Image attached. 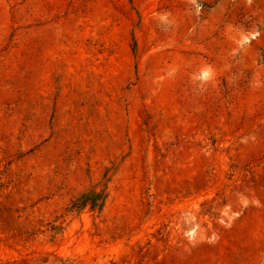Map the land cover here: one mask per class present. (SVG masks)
Here are the masks:
<instances>
[{"label":"rangeland","instance_id":"374dc122","mask_svg":"<svg viewBox=\"0 0 264 264\" xmlns=\"http://www.w3.org/2000/svg\"><path fill=\"white\" fill-rule=\"evenodd\" d=\"M0 264H264V0H0Z\"/></svg>","mask_w":264,"mask_h":264},{"label":"trees","instance_id":"16d2710c","mask_svg":"<svg viewBox=\"0 0 264 264\" xmlns=\"http://www.w3.org/2000/svg\"><path fill=\"white\" fill-rule=\"evenodd\" d=\"M92 195H94V196H96L95 194H92ZM99 196V195H98ZM98 196H96V197H98ZM86 197H89V196H86ZM84 199H86V198H84ZM88 201H89V199H87ZM87 203V202H86ZM92 203H93V205L95 206L96 204H97V200L96 199H94L93 201H92Z\"/></svg>","mask_w":264,"mask_h":264}]
</instances>
